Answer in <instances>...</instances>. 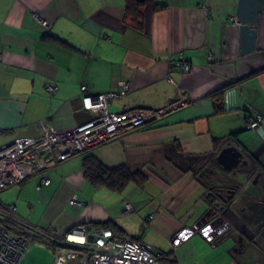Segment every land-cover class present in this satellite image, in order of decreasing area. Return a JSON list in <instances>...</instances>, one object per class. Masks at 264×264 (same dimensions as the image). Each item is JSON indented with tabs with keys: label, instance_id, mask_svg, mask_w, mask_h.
Here are the masks:
<instances>
[{
	"label": "crops",
	"instance_id": "crops-1",
	"mask_svg": "<svg viewBox=\"0 0 264 264\" xmlns=\"http://www.w3.org/2000/svg\"><path fill=\"white\" fill-rule=\"evenodd\" d=\"M139 1L141 30L124 21L125 0H0V145L39 137L42 124L61 133L91 120L95 114L82 107V86L97 94L129 83L126 93L111 100L112 113L184 103L142 128L36 172L20 185L19 194L30 199L9 204L22 218L28 206L26 219L50 223L56 238L77 225L95 229L109 221L115 235L170 252L177 233L214 219L216 203L207 196L209 183L178 169L166 152L177 145L185 155H210L207 162H213L232 149L249 170L217 168L207 175L242 185L244 194L224 205L219 216L230 228L215 242L195 234L172 257L177 264H264L257 262L264 249L251 243L256 234L246 217L256 207V230L263 232L264 125L247 124L257 114L264 119V0ZM180 62L189 72L179 69ZM48 84L56 86L54 93L47 92ZM218 91L217 113L211 96ZM88 156L108 168L124 164L145 181L121 192L93 186L84 176ZM41 176L50 182L38 188ZM126 203L131 212L124 213ZM239 240L246 243L239 247ZM55 263L56 258L49 264Z\"/></svg>",
	"mask_w": 264,
	"mask_h": 264
},
{
	"label": "built area",
	"instance_id": "built-area-1",
	"mask_svg": "<svg viewBox=\"0 0 264 264\" xmlns=\"http://www.w3.org/2000/svg\"><path fill=\"white\" fill-rule=\"evenodd\" d=\"M179 69L187 73L190 66L180 62ZM129 87L130 84L124 82L117 91L90 94L86 87L82 86V107L95 114L91 120L61 133L47 124H42L39 137H16L0 145V192L27 181L36 172L40 173L57 163L82 154L93 146L125 132L142 128L153 119L184 104L182 101H176L160 110L138 108L121 113L110 112L108 106L111 100L126 93ZM46 90L48 93H54L56 86L48 84ZM259 125H264L262 116L257 114L248 119L247 128L256 129ZM49 182L48 177L41 176L38 188L48 185ZM70 203H75V200H70ZM131 211L132 205L126 203L124 213ZM151 217L150 215L149 218ZM6 223H12L13 227L32 234L42 232L17 216L14 205L0 204V264H21L29 251V239L16 235ZM226 226L225 223L209 221L200 228L183 229L170 240V252H162L128 235H115L107 228L88 229L85 225H77L53 240L56 244L74 247L82 252L59 254L55 264H65L77 259L75 264H177L172 257L176 247L195 234L213 242Z\"/></svg>",
	"mask_w": 264,
	"mask_h": 264
},
{
	"label": "trees",
	"instance_id": "trees-1",
	"mask_svg": "<svg viewBox=\"0 0 264 264\" xmlns=\"http://www.w3.org/2000/svg\"><path fill=\"white\" fill-rule=\"evenodd\" d=\"M125 16L123 17L124 21H127L135 29L141 30L142 28V19H143V3L139 0H125ZM222 91H218L214 93L211 97L214 100V109L216 112H220L221 103L219 104V100H221ZM219 106V107H218ZM147 125V124H146ZM219 141L215 140L214 144H217ZM170 147V146H169ZM168 147V148H169ZM173 148H170L166 152V158L170 161L174 166L183 172L191 171L196 175V178L202 184L207 185L212 180H208L207 175H214L211 170H202L204 167L205 161L210 157V155H185L183 154L177 145H172ZM83 170L85 178L93 185V186H106L112 190L121 192L124 190L130 183L134 182L136 184L142 185L145 181L144 176L140 172H130L126 165L121 164L115 167H106L102 165L97 160L93 159L91 156L85 157L83 160ZM210 179V177H209ZM258 206V205H256ZM251 213V212H250ZM255 215L254 213H252ZM257 215V214H256ZM7 224V223H6ZM12 223L7 224L8 228L15 232L16 235L23 236L25 238L30 237H41L43 236L52 244H56L53 238H56L49 229L47 230L52 236L47 237L41 228L39 230L42 232L32 234L29 231H25L21 228L13 227ZM96 228H108L112 231L116 232V225L112 222H104L99 225L96 224ZM171 261V260H169Z\"/></svg>",
	"mask_w": 264,
	"mask_h": 264
},
{
	"label": "rangeland",
	"instance_id": "rangeland-1",
	"mask_svg": "<svg viewBox=\"0 0 264 264\" xmlns=\"http://www.w3.org/2000/svg\"><path fill=\"white\" fill-rule=\"evenodd\" d=\"M73 160V159H71ZM20 185L21 184H17V185H13L10 186L8 188H6L5 190L0 192V204L2 205H7L9 204V202L15 201L17 199H30L28 197H26V195H21L19 194V190H20ZM26 185H29V183L26 182ZM36 195L38 196L39 194L36 193ZM32 194H29V197H31ZM33 199H38V198H33ZM239 199V198H238ZM131 201H133V199H131ZM214 207V211L217 212V205H213ZM252 209V211L254 212V214L256 215L257 213H259V210L254 207V208H249ZM30 208L27 206L26 207V215L25 217L22 215H20V213L16 212V215H18L21 219L27 221L29 224H32L33 226H35L36 228H41L42 231H45L44 234L47 237H51L52 235L47 231L50 227L49 224L48 225L45 223L44 220H37V221H30L28 219H26V216H28ZM223 208L220 210L222 212ZM251 212V211H250ZM251 212V214L253 213ZM32 216H35L34 212H32ZM215 218V217H214ZM219 219H223V217L221 216L220 218H216V219H212V221H216ZM222 223L223 222H219ZM245 223V220H244ZM229 227H226L223 231H226ZM222 231V233H223ZM13 232V231H12ZM222 235V234H221ZM29 243H30V247H29V251L27 252V254L25 255L24 259L21 261V264H49L55 261V258L59 255V254H66L71 252H76L77 253H81L82 251H80V249L77 248H70L67 246H62L59 244H52L49 242V240H47L46 238H44L43 236L41 237H30L29 236ZM216 239H214L213 242H215ZM250 244L247 245L248 248H250L249 246ZM260 246L264 249V245L263 243L260 244ZM264 259L261 260H257V262L262 261ZM262 264V263H260Z\"/></svg>",
	"mask_w": 264,
	"mask_h": 264
},
{
	"label": "flooded vegetation",
	"instance_id": "flooded-vegetation-1",
	"mask_svg": "<svg viewBox=\"0 0 264 264\" xmlns=\"http://www.w3.org/2000/svg\"><path fill=\"white\" fill-rule=\"evenodd\" d=\"M231 153V152H230ZM233 153V152H232ZM229 156L230 154L227 155H222L219 157V155L215 158V160L212 162H207L204 164V167L202 170H208V168L211 170L212 173H216V169L217 168H232V166L234 165V159L233 160H229ZM216 161V162H215ZM221 164V165H219ZM218 166V167H217ZM236 169L238 170H244V172H247L249 170V164L248 162L241 157V159L238 161L237 166H235ZM233 169V168H232ZM235 171V170H232ZM254 183V181H252ZM242 185L241 183L236 180H224L223 178H216L213 177V180L210 181V183L208 184V193L207 196L209 197V199L213 200L214 203H216L217 205V212H215L216 215L214 219H216L217 217L220 218V214H221V209L224 207V205H227L230 200L235 199L238 196V193H240V189H241ZM247 192V191H246ZM241 195H243L244 193H240ZM223 201L222 204H220L219 202ZM256 215H253L251 213H247L246 217H247V221L252 225V232L254 234H256L255 236H253L254 238L251 241V243H254L255 245H258V243H262V237L264 236V229L263 232H260V230H256L257 226L259 227V220L255 217ZM219 222V220H217ZM255 224V225H254ZM230 226V225H229ZM226 226V227H229ZM229 229V228H228ZM227 229V230H228ZM224 232V231H223ZM238 244L237 246L242 247L246 242H244L243 240H239L237 241Z\"/></svg>",
	"mask_w": 264,
	"mask_h": 264
},
{
	"label": "water",
	"instance_id": "water-1",
	"mask_svg": "<svg viewBox=\"0 0 264 264\" xmlns=\"http://www.w3.org/2000/svg\"><path fill=\"white\" fill-rule=\"evenodd\" d=\"M231 152V153H230ZM233 152V153H232ZM227 154H230L229 156V160H235L234 161V165L232 167H235L237 164H238V161L241 159L242 157V154L240 152H234V150L232 149H228L227 151H223L220 153L219 157L222 156V155H227ZM213 201V200H212ZM63 246V245H62ZM67 247H70V246H67ZM70 248H74V247H70Z\"/></svg>",
	"mask_w": 264,
	"mask_h": 264
}]
</instances>
